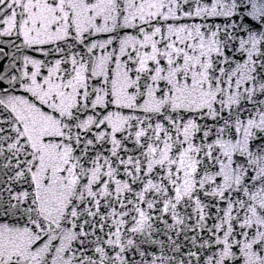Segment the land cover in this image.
Masks as SVG:
<instances>
[{
  "label": "snow or ice",
  "instance_id": "obj_1",
  "mask_svg": "<svg viewBox=\"0 0 264 264\" xmlns=\"http://www.w3.org/2000/svg\"><path fill=\"white\" fill-rule=\"evenodd\" d=\"M0 264H264V0H0Z\"/></svg>",
  "mask_w": 264,
  "mask_h": 264
}]
</instances>
